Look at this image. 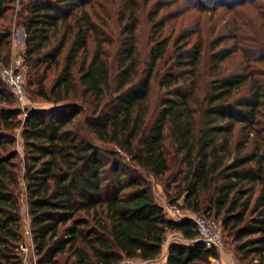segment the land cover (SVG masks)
<instances>
[{"label": "trees", "instance_id": "16d2710c", "mask_svg": "<svg viewBox=\"0 0 264 264\" xmlns=\"http://www.w3.org/2000/svg\"><path fill=\"white\" fill-rule=\"evenodd\" d=\"M100 1L0 0V66L10 62L15 22L25 34L28 90L51 104L18 119L0 79V264L19 262L22 200L38 264L152 262L170 230L187 243L171 242L165 264H218L194 220L167 218L144 175H166L171 206L218 219L240 260L264 264V70L250 66L264 65V11L255 14L256 38L229 48L222 44L236 42L235 25L212 39L189 26L164 34L176 15L157 19L159 10L176 0L157 1L142 57L138 2L119 0L111 55ZM183 1L214 13L256 0ZM236 50L238 67L228 69Z\"/></svg>", "mask_w": 264, "mask_h": 264}, {"label": "rangeland", "instance_id": "374dc122", "mask_svg": "<svg viewBox=\"0 0 264 264\" xmlns=\"http://www.w3.org/2000/svg\"><path fill=\"white\" fill-rule=\"evenodd\" d=\"M139 4L138 6V14H139V25L135 32L136 39H137V46L138 50L142 57H145V53L149 47L147 43L148 36L151 31V22L148 21V13L153 8L154 4L159 1L161 4L166 5L170 3L169 0H149L147 4H144L143 0H136ZM195 3L198 2L193 0ZM218 0H216L217 2ZM118 3L119 0H101L100 1V8L96 5L95 9L100 15L106 20L107 28H102L103 39L109 41L111 44H107L110 50L111 55L114 54L115 42L116 38L119 35L120 27L117 21L118 15ZM18 6V5H17ZM19 7L16 8V12ZM264 11V0H256L254 4L249 1L242 3L241 5H235L233 9H227L226 7L219 6L214 13L211 11L200 13L196 11V9H190V5L183 0H176L172 5L163 6L161 10H159L157 19H160L163 15L169 18V15L175 16L173 19H169L164 24V34L169 33V31L173 32V38L181 32L184 28L188 27L192 31H198L197 33L201 34L203 37H207L208 39H212L218 34H223L229 32L230 27L233 25L236 26V32L238 38L236 42L234 39L226 40L222 45L226 47H233L234 43L235 46L241 48L242 46H248L249 38H256L253 37L256 34L257 28L259 27V22L255 21V14L258 12ZM171 17V16H170ZM167 18V19H168ZM12 20L15 21V16L12 15ZM237 20V22H235ZM237 23V24H236ZM198 25V26H197ZM20 27L15 26V22L11 23V58L17 56L18 53H21V50L24 47V42L21 39L20 34ZM186 30V29H185ZM190 30V31H191ZM198 34H194L192 39H195ZM199 34V35H200ZM108 43V42H107ZM90 48H92V42L90 43ZM65 53V52H64ZM240 60V51L236 50L235 54L230 57L227 61L224 62V65L227 66L228 69H233L234 67H238V62ZM251 68L255 67L256 70L262 72L264 70V65L260 62H256L255 60L250 64ZM3 66H0V73ZM27 71L28 68L26 67L25 63L22 64V73H23V82H24V89H25V110L30 109H39V108H47L51 106L49 103H45L40 99L33 96L27 87ZM51 77H54V73L50 74ZM1 79V76H0ZM2 80V79H1ZM49 83V81H48ZM7 92L11 95V91L8 89ZM13 96V95H12ZM14 97V96H13ZM16 106L19 108V104L15 101ZM20 109V108H19ZM21 110V109H20ZM22 112V110H21ZM18 119H23V114L18 116ZM21 127L19 126L14 131L15 137V149L18 152V159H21L23 156V141L20 135ZM105 149H113L112 145H105L103 146ZM122 155V154H121ZM124 156V155H123ZM122 161L124 159L122 157ZM144 178L149 183L154 199L158 205L164 208L165 214L167 218L172 220H179L181 218H188L190 217L192 220L198 214L192 213L188 210L180 209L176 206V210L178 213L172 216L167 210L170 207V201L172 196L175 193L174 185L168 184L166 182V175L163 177L154 178L151 175H144ZM21 190L22 193L24 192V183L21 181ZM23 198V196H22ZM178 202H181L179 200ZM21 215L22 219L26 212V204L22 200L21 201ZM222 236H223V247L220 251L226 250V252L231 253V259L235 264H247L248 260H240L239 255L235 252L234 249V242L232 241V237L227 234L226 231L222 229ZM22 240L23 237H22ZM21 240V241H22ZM171 242H179V243H187L186 240L182 238V235L178 231L170 230L166 234V239L162 246V251L158 258L152 262H144L140 259H123L119 264H165L166 257H167V249L168 245Z\"/></svg>", "mask_w": 264, "mask_h": 264}, {"label": "built area", "instance_id": "2783aa9c", "mask_svg": "<svg viewBox=\"0 0 264 264\" xmlns=\"http://www.w3.org/2000/svg\"><path fill=\"white\" fill-rule=\"evenodd\" d=\"M23 53L24 47L21 53L10 58L8 65L2 67L0 76L19 104V108L22 110L24 117L27 110L24 108L26 97L22 73V64L24 63ZM167 211L171 213L172 216L178 213V210L173 206ZM193 220L197 232V240L201 242L206 249L221 250L223 247V236L220 221L207 215H197ZM21 234L24 240H22L17 247L19 254V262L17 264H38L39 258L31 235L30 218L27 207L22 219Z\"/></svg>", "mask_w": 264, "mask_h": 264}, {"label": "crops", "instance_id": "0c3cea01", "mask_svg": "<svg viewBox=\"0 0 264 264\" xmlns=\"http://www.w3.org/2000/svg\"><path fill=\"white\" fill-rule=\"evenodd\" d=\"M231 259V253L228 251L226 252V250H222L219 253V260H218V264H235Z\"/></svg>", "mask_w": 264, "mask_h": 264}, {"label": "water", "instance_id": "95a60500", "mask_svg": "<svg viewBox=\"0 0 264 264\" xmlns=\"http://www.w3.org/2000/svg\"><path fill=\"white\" fill-rule=\"evenodd\" d=\"M20 34H21V39L24 42L25 34H24V31L22 29H20Z\"/></svg>", "mask_w": 264, "mask_h": 264}]
</instances>
